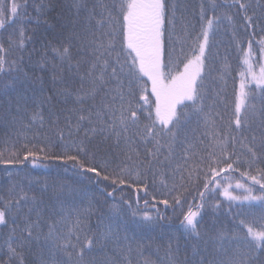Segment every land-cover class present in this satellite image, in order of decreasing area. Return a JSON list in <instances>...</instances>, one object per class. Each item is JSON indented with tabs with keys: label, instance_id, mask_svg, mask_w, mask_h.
<instances>
[{
	"label": "snow or ice",
	"instance_id": "6c2138e0",
	"mask_svg": "<svg viewBox=\"0 0 264 264\" xmlns=\"http://www.w3.org/2000/svg\"><path fill=\"white\" fill-rule=\"evenodd\" d=\"M66 7L70 18L60 23L59 43L44 44L43 51L33 48L25 62L23 53L32 41L25 27L32 22L28 0H0V95L16 93L15 112L9 101L6 115L25 129L38 125L35 138L23 143V159H54L91 174L86 176L90 183L112 189L105 203L121 186L143 191L149 176L153 183L159 179L167 191L158 203L181 209L191 244V256L183 260L179 247L172 254L170 244L169 264H264V211L259 221L238 212L231 229L215 221L201 225L205 209L218 214L223 207L209 200L221 188L229 215L232 202H247L249 208L255 202L264 210V0H201L198 12L182 14L179 33L177 5L168 0H69ZM45 8L43 2L35 5V23L53 28ZM17 21L19 38L9 33L5 43L6 23ZM225 25L242 52L231 100L226 93L230 72L220 73L224 83L213 95L204 85L211 49ZM241 32L247 36L246 49ZM16 52L20 58L10 60ZM94 141L95 150L89 147ZM101 145L128 161L135 157L134 163L98 164ZM55 147L62 151L54 152ZM14 157L5 161L0 153V162H22L19 154ZM234 173L242 178L235 187L246 195L231 194V183L223 186L217 180ZM30 188L31 181L29 190L13 185L7 199L0 197V264H136L133 252L143 257L142 241L115 223L119 207L107 216L101 203L74 185L54 182L38 194ZM193 188L199 191L198 203L185 195ZM143 222L150 225L154 217L145 214Z\"/></svg>",
	"mask_w": 264,
	"mask_h": 264
},
{
	"label": "trees",
	"instance_id": "16d2710c",
	"mask_svg": "<svg viewBox=\"0 0 264 264\" xmlns=\"http://www.w3.org/2000/svg\"><path fill=\"white\" fill-rule=\"evenodd\" d=\"M10 2V0H9ZM24 0H20L23 3ZM46 5V17L49 23L54 24L53 28H49L47 24L41 23L36 25L35 17V5L40 3ZM69 0H28V14L32 17V22L25 25L27 29V35L32 37V41L28 43L27 51L23 53L24 60L27 62L29 52L33 48H39L43 51V45L49 42L59 43L58 31L60 30V23H68L70 18V13L67 11V4ZM201 0H168L169 5L175 3L176 8V31L180 32L181 27V16L191 15L193 12H198V6ZM57 17L61 20L58 22ZM20 27V22L17 21L13 26H7L6 30H3V38L6 43L9 33H15V38L18 37V29ZM241 39L243 41V47L247 48V36L241 32ZM242 52L236 47V43L233 41L232 34L227 30V26L222 27L216 35L215 46L211 49L209 56V65L211 68L210 74L206 70V78L204 81L205 87L209 91V95H213L215 90H218L223 81L218 79L221 72H230L231 74L226 77L227 88L226 93L229 100L232 99V93L234 87H238L240 77L238 75L239 71L243 67L241 65ZM20 53H12L9 59H19ZM38 58V57H34ZM258 65L256 66V68ZM26 71L32 74L31 67H27ZM36 75H40L39 72ZM49 81L45 85V95L49 94V89L51 88L50 77H46ZM253 92H257L255 84L248 85ZM149 91L148 95L151 97L150 84L148 85ZM29 97L32 93L29 91ZM154 103V98H151ZM9 101L12 102V111L15 112L16 105V93H12L8 96L0 95V153L3 154L5 161L9 159H14V153L19 154V158L22 162L17 163H4L0 162V197L7 199L9 196V190L15 185L17 189L23 186L26 190H29V182L31 181V192L39 193L45 186H50L55 183H63L65 185H74L82 188L87 195V199H92L98 201L103 205V210L107 216L114 215L112 212L113 206L119 207L122 211L120 215L116 216L115 223L126 225L129 234L134 235V239L143 243V257H140L138 253L133 252V258L136 264H145V260L149 264H169V245L171 244L172 254H176V249L179 247L180 251L178 253V258L183 260L185 255L191 256V244L185 236L183 227L181 225V220L183 216L181 215V209L173 211L172 207L165 208V205L158 203L159 199L164 198L167 189L159 183V179L155 183L152 181V177L149 176L147 190L137 191L136 186L128 188L126 186H121V189H117L113 197H109L105 203V197L107 192L111 191V187L107 190L102 189L101 186H97L95 182H89L86 176L91 174L80 173L78 169L71 167V164L65 165L61 161L54 159H37L33 156H29L27 160L23 159L26 149L23 148V143L26 140H33L38 129V125L29 129H25L18 124L12 122V118L6 115ZM29 105L32 104L31 99L28 101ZM179 107V106H178ZM221 110H223L221 108ZM45 116L47 117V109H44ZM63 126V122H61ZM47 125L44 129L40 130V136L37 143L39 144L44 140V133L47 132ZM51 135V134H50ZM82 138V134L81 137ZM53 139H56L53 136ZM98 141V138H97ZM89 145L90 148L95 150V144ZM54 152L59 153L62 151V147H55ZM97 151V163H103L104 161H110L111 165L115 167L116 165L129 164L132 165L135 161H128L125 155L117 154L116 152H109L106 145H101ZM166 151V150H165ZM181 149L177 148V155H179ZM227 173L221 174V177H227ZM217 177L218 181H221L223 186H227L229 182L231 187L229 191L233 195L243 196L247 193L243 189H237L235 183L237 180H242L238 173L232 174L229 179H221ZM83 181V183H79ZM179 181V176H177V182ZM143 188V185H140ZM203 182L201 181L199 185V191H203ZM223 188L217 190L215 193L209 194V200L211 203L221 202L223 207L218 214H213L210 209H205L203 217L201 220L202 228H207L209 225L213 224L215 221L219 226H224L229 229L234 227L232 223L233 216L237 215L238 212L250 213L248 219H256L259 221L262 211L258 203L254 202V206L249 208L247 202L241 204L240 202H232L233 207L231 209V215H229L228 204L229 201L225 200L220 192ZM199 191L195 188L192 189L191 193H185L188 202H192L193 198L198 203L200 200ZM147 192V195H146ZM253 193L255 195L260 194L258 186L253 187ZM52 193L49 191L48 195ZM87 199L85 203H87ZM147 201V203L145 202ZM131 205V207H129ZM2 206V205H0ZM188 204L184 205L183 211H187ZM133 210L136 211V216L132 215ZM145 214L154 217V222L150 225H146L143 222V216ZM95 218L92 221V225H96ZM187 248V253L184 249ZM32 256L28 257L31 261Z\"/></svg>",
	"mask_w": 264,
	"mask_h": 264
},
{
	"label": "rangeland",
	"instance_id": "374dc122",
	"mask_svg": "<svg viewBox=\"0 0 264 264\" xmlns=\"http://www.w3.org/2000/svg\"><path fill=\"white\" fill-rule=\"evenodd\" d=\"M256 71H257V72L259 71V68H258V67L256 68Z\"/></svg>",
	"mask_w": 264,
	"mask_h": 264
}]
</instances>
